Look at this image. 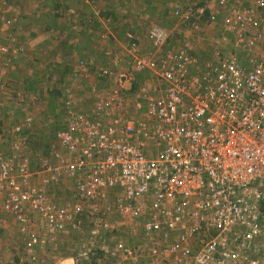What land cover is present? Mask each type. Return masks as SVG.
I'll return each mask as SVG.
<instances>
[{
  "label": "built area",
  "instance_id": "obj_1",
  "mask_svg": "<svg viewBox=\"0 0 264 264\" xmlns=\"http://www.w3.org/2000/svg\"><path fill=\"white\" fill-rule=\"evenodd\" d=\"M228 1L217 0V11L223 14ZM258 1L235 5L227 16L231 27L209 4L174 11L185 26L226 23L221 45L204 65L190 44L169 47L171 28L151 27L146 54L138 51L136 33L128 32V60H113L126 63L125 69L103 71L108 91L98 96L93 117L71 112L69 130L58 133L74 164L58 156L35 173L23 143L9 140V152L0 147L3 210L54 234L87 211L84 246L90 249L84 258L96 264L155 263L178 249L182 261L190 255L182 246L195 238V264H264V56H256L261 40L250 33L264 8ZM16 18H5L0 9V59L22 53L6 42L4 28L15 29ZM134 72L150 76L139 82ZM135 86L137 97L129 103ZM61 177L69 182L63 208L45 191ZM98 201L103 205L89 210ZM116 231L142 235L143 260L137 251L143 245L130 246Z\"/></svg>",
  "mask_w": 264,
  "mask_h": 264
},
{
  "label": "rangeland",
  "instance_id": "obj_2",
  "mask_svg": "<svg viewBox=\"0 0 264 264\" xmlns=\"http://www.w3.org/2000/svg\"><path fill=\"white\" fill-rule=\"evenodd\" d=\"M3 1L0 2L3 15L17 17V24L21 23L16 29L4 28L6 39H9L7 43L16 42L12 38L14 34L22 31L26 33L22 38L18 37L25 48L19 57L13 61L0 59V78L3 80L0 85V147L9 152V140L12 144L16 141L23 143L30 169L35 173L41 170L45 161L56 163L54 152L63 158L74 156L69 150L56 145L55 133L59 127H67L71 112L87 108L86 114L93 117L94 103L106 91L105 84L109 82L103 71L111 66L113 60L124 57V47L127 46L125 34L143 32L139 37L140 46L137 45L139 52L146 54L152 50L146 39L151 27L159 25L171 28L175 34L169 47L180 48L190 44L199 65H204L213 59L215 47L221 45L220 36L227 31L224 20L230 27L234 24L231 17L227 19L230 10L237 4H259L258 0H229L222 14L219 8L217 11V0H166L152 4L144 0H94V4H86L85 0H67L69 4H64L67 8L55 2L46 4V0ZM186 4H209L213 8L212 12L224 20L214 25H208V20L181 25L177 23L174 11ZM237 10L242 9L239 7ZM257 12L250 33L261 40L258 51H255L256 56H264V8ZM34 30L42 34L40 38H35L39 34L29 35ZM148 76L142 75L139 82H144ZM29 83L34 85L33 91L29 89ZM138 87L135 86V92L127 96V102L137 97ZM52 91H59L60 95L52 96ZM68 183L62 178L45 189L50 199L62 208L69 200L66 188L65 192L61 190ZM2 205L0 198V264H96L91 257L89 260L84 258L90 249L84 246L88 237L83 225L91 223L85 216L87 211L81 210L74 214L67 221L66 231L60 235L39 228L40 222L22 223L5 212ZM102 205L103 202L98 201L89 203L88 207L94 210ZM110 215L111 221L117 220L116 216ZM78 223L82 224L81 229L74 228ZM120 229L123 231L122 227ZM115 233L130 246L143 245L137 250L143 260L145 243L142 244V235L136 237L131 232L128 235ZM33 234L39 238L35 243L31 240ZM199 243L200 240L196 238L184 243L182 249L189 250L190 255L182 261L178 249L171 253L170 258L161 255L158 262L195 264ZM31 258H36V261L28 260ZM149 264H153V261L150 260Z\"/></svg>",
  "mask_w": 264,
  "mask_h": 264
},
{
  "label": "crops",
  "instance_id": "obj_3",
  "mask_svg": "<svg viewBox=\"0 0 264 264\" xmlns=\"http://www.w3.org/2000/svg\"><path fill=\"white\" fill-rule=\"evenodd\" d=\"M0 2H4V1H3V0H0ZM46 2H47L46 4H52V2H55V4H62V5H63L62 8H67L64 4H69L67 0H46ZM85 3H86V4H94V0H85ZM58 7H60V5H58ZM56 10H57V9H56ZM56 12H57V11H56ZM62 12H63V11H60V13H62ZM70 12H71V10H70ZM79 14H80V12H79ZM55 15L58 16V15H59V12H58V13H55ZM56 16H55V17H56ZM5 18H8V17L6 16ZM10 19H12V18H10ZM20 25H21V23L17 24V27H16V28H18ZM16 28H15V29H16ZM25 33H26L25 31H24V32L22 31L21 33L14 34L12 38L16 39V42H15V43H10V42H9V44H11V45L14 44L16 50H18V47H22L23 50H25L23 44L20 43L19 40H18V37H19V38H20V37L22 38V35L25 34ZM135 33H136L135 41L139 44V42H141L139 37H140V35L143 34V32L140 33V32H137V31H136ZM38 34H39V35H38ZM29 35H32V36L38 35V36L35 37V38H40L42 34L36 32V31L34 30V31H32V32H29ZM125 35H126V34H125ZM23 37H24V36H23ZM32 38H33V37H32ZM7 39H8V38H7ZM7 39H6V40H7ZM138 40H139V41H138ZM7 41H9V39H8ZM7 41H6V42H7ZM40 41H42V39H40ZM139 46H140V44H139ZM124 49H125L124 51H126L128 48H127V47H124ZM138 51H139V50H138ZM123 53H124V52H123ZM213 53H214V51H213ZM20 54H21V53H17V54H16V57L18 58ZM109 55H110V54H108V56H109ZM193 55H194V54H193ZM194 56H195V55H194ZM118 59H119V60H118L119 63H121V60H122V59H121V56H120V58H118ZM113 63H114V64H111L113 70H122V69L119 68V66H122V68L125 69L126 63H125V64L122 63V64H120V65H118V64L115 63V62H113ZM108 68H110V66H108ZM134 73H135V75H138V77H139V75H140V78H141L142 75H145V76L148 75V74H140V73H137V72H134ZM147 78H148V77H147ZM143 79H144V78H143ZM143 79H142V80H143ZM145 79H146V78H145ZM148 80H149V79H148ZM148 80H147V81H148ZM108 83H109V82H108ZM108 83H107V84H108ZM107 84H105V89H106V88H107V89H106V91L104 90V91L102 92L103 94L107 93V90H108V85H107ZM150 84L153 85L154 83H153V82H150ZM28 85H29L28 87H29V89H30L31 91H33V89H35V87H34V85H33L32 83H29ZM106 86H107V87H106ZM104 92H105V93H104ZM94 104H95V103H94ZM82 111H83V113H87V108H83V109L78 110V112H82ZM62 178H63V177H61V179H62ZM61 179H60V180H61ZM63 179H64V178H63ZM59 182H60V181H59ZM57 186H58V185H57ZM65 188H66V186L61 190V192H62V191L65 192ZM58 190H59V189H58ZM66 192H68L67 189H66ZM65 195H67V193H66ZM68 196H69V195H68ZM52 201H53V200H52ZM89 226H91V225H89ZM89 228H90V227H89ZM68 230H70V228H68ZM68 230H67V231H68ZM65 231H66V230H65ZM65 231H64V232H65ZM116 232H117V231H116ZM61 233H62V232H61ZM61 233H59V234L61 235ZM119 233H121V232H119ZM135 236H136V235H135ZM136 237H137V236H136ZM158 261H159V260H156L155 263H153V264H161V263L158 262ZM95 262H96V261H95ZM139 264H141V263H139Z\"/></svg>",
  "mask_w": 264,
  "mask_h": 264
},
{
  "label": "bare ground",
  "instance_id": "obj_4",
  "mask_svg": "<svg viewBox=\"0 0 264 264\" xmlns=\"http://www.w3.org/2000/svg\"><path fill=\"white\" fill-rule=\"evenodd\" d=\"M18 48L22 49V51H23V48H22V47H18ZM66 130H69V123H68V125H67V127H66L65 129H61V130H59V131L56 133V140H57L56 145H57V146L59 145L60 147L69 150L67 147H65L64 145H62L61 142L58 140V133H60V132H62V131H66ZM58 156H62V155L59 154L58 152H54V153H53V158H55L56 161H57V159H58ZM65 159H66V160L68 161V163H70V164H74V163H75V162H74V161H75V157H74V156H72V158H65Z\"/></svg>",
  "mask_w": 264,
  "mask_h": 264
},
{
  "label": "trees",
  "instance_id": "obj_5",
  "mask_svg": "<svg viewBox=\"0 0 264 264\" xmlns=\"http://www.w3.org/2000/svg\"><path fill=\"white\" fill-rule=\"evenodd\" d=\"M144 1H147V3H149V4H152L153 2H155V1H157V2H165L166 0H144ZM125 57V58H124ZM123 58H124V60H128V57H126V56H124ZM17 58H13V59H11L12 61L13 60H16ZM58 92V93H57ZM57 94V95H56ZM51 95L53 96V95H56V96H58V95H60V93H59V91H52L51 92ZM61 129H65L64 127H59L58 129H57V131H56V133L59 131V130H61ZM56 133H55V139H56ZM198 248H200V246H199V244H198ZM94 259V261H95V258H93Z\"/></svg>",
  "mask_w": 264,
  "mask_h": 264
}]
</instances>
